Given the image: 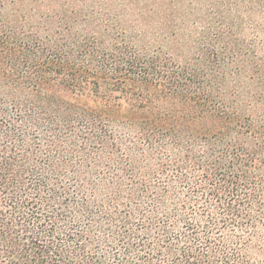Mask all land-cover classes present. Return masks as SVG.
Here are the masks:
<instances>
[{"label": "trees", "instance_id": "16d2710c", "mask_svg": "<svg viewBox=\"0 0 264 264\" xmlns=\"http://www.w3.org/2000/svg\"><path fill=\"white\" fill-rule=\"evenodd\" d=\"M0 264H264V0H0Z\"/></svg>", "mask_w": 264, "mask_h": 264}]
</instances>
